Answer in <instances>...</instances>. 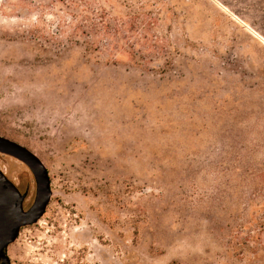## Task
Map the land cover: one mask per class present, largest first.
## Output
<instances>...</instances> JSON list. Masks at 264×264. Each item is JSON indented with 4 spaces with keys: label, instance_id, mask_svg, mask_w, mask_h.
<instances>
[{
    "label": "rangeland",
    "instance_id": "1",
    "mask_svg": "<svg viewBox=\"0 0 264 264\" xmlns=\"http://www.w3.org/2000/svg\"><path fill=\"white\" fill-rule=\"evenodd\" d=\"M67 1L146 14L172 67L87 54ZM0 137L53 191L11 264H264V0H0Z\"/></svg>",
    "mask_w": 264,
    "mask_h": 264
},
{
    "label": "trees",
    "instance_id": "2",
    "mask_svg": "<svg viewBox=\"0 0 264 264\" xmlns=\"http://www.w3.org/2000/svg\"><path fill=\"white\" fill-rule=\"evenodd\" d=\"M65 5L72 10H81L78 15H70L72 20L67 28L72 30L71 41L83 40L87 54L107 53V64L130 63L133 67L149 71L153 64L163 63L165 68L160 69L163 74L172 67L171 60L162 59L164 48L149 32L151 26L143 22L146 14L112 18L106 10L97 9L90 2L67 1Z\"/></svg>",
    "mask_w": 264,
    "mask_h": 264
},
{
    "label": "water",
    "instance_id": "3",
    "mask_svg": "<svg viewBox=\"0 0 264 264\" xmlns=\"http://www.w3.org/2000/svg\"><path fill=\"white\" fill-rule=\"evenodd\" d=\"M1 152L8 153L12 146H18L17 158L34 174L37 181V199L29 211L24 210V198L17 187L0 172V254L5 264L11 260L8 248L19 238L22 228L37 224L46 214L53 197L49 172L41 160L28 149L0 137Z\"/></svg>",
    "mask_w": 264,
    "mask_h": 264
},
{
    "label": "flooded vegetation",
    "instance_id": "4",
    "mask_svg": "<svg viewBox=\"0 0 264 264\" xmlns=\"http://www.w3.org/2000/svg\"><path fill=\"white\" fill-rule=\"evenodd\" d=\"M2 146V143H0V161L1 160H3V157H7V158H10V159H14V160H16V161H20L17 157L18 156H20V149L18 148V146H12V148H10V149H8L9 151H8V153L6 154V153H2L1 152V147ZM21 162V161H20ZM25 165V164H24ZM26 166V165H25ZM27 168H28V166H26ZM29 169V168H28ZM30 170V169H29ZM0 172H2L16 187H17V189L19 190V192L21 193V195L23 196V198H24V205H25V203L28 201V199L29 198H32L33 199V202L35 203L36 202V199H37V181H36V178H35V176H34V174L31 172V170H30V172L32 173V175H33V177H34V181H35V192H34V194L33 193H31V191L27 188V189H24V190H22L21 188H20V184H15L8 176H7V173L5 172V170H4V166H2V165H0ZM34 203H33V205H34ZM32 205V206H33ZM32 206L30 207V208H28V209H25V207H24V210L25 211H29L31 208H32ZM26 228V227H25ZM24 228H22L21 229V231L23 230ZM21 233V232H20ZM0 264H5V263H3V261H2V255L0 254ZM11 264V263H10Z\"/></svg>",
    "mask_w": 264,
    "mask_h": 264
}]
</instances>
